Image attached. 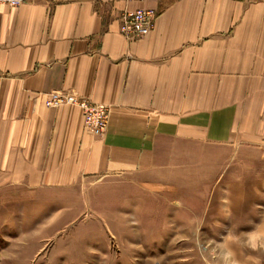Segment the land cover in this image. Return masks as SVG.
<instances>
[{
    "label": "crops",
    "instance_id": "0c3cea01",
    "mask_svg": "<svg viewBox=\"0 0 264 264\" xmlns=\"http://www.w3.org/2000/svg\"><path fill=\"white\" fill-rule=\"evenodd\" d=\"M137 10L153 27L130 42L120 20ZM51 92L106 107L104 134L46 108ZM173 141L264 146V0L0 4V201L150 171Z\"/></svg>",
    "mask_w": 264,
    "mask_h": 264
},
{
    "label": "rangeland",
    "instance_id": "374dc122",
    "mask_svg": "<svg viewBox=\"0 0 264 264\" xmlns=\"http://www.w3.org/2000/svg\"><path fill=\"white\" fill-rule=\"evenodd\" d=\"M164 148L144 173L0 201V264H264V146Z\"/></svg>",
    "mask_w": 264,
    "mask_h": 264
},
{
    "label": "built area",
    "instance_id": "2783aa9c",
    "mask_svg": "<svg viewBox=\"0 0 264 264\" xmlns=\"http://www.w3.org/2000/svg\"><path fill=\"white\" fill-rule=\"evenodd\" d=\"M32 1L34 0H0V4L18 8ZM153 16L152 12L145 10L123 13L120 20V35L130 42L143 39L153 27ZM42 96L46 108L77 107L82 115L84 130L94 137H100L104 134L108 119L106 107L91 103L74 94L51 92Z\"/></svg>",
    "mask_w": 264,
    "mask_h": 264
}]
</instances>
